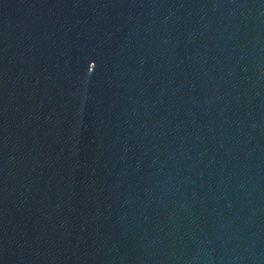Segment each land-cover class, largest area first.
Returning a JSON list of instances; mask_svg holds the SVG:
<instances>
[{"label":"water","instance_id":"obj_1","mask_svg":"<svg viewBox=\"0 0 264 264\" xmlns=\"http://www.w3.org/2000/svg\"><path fill=\"white\" fill-rule=\"evenodd\" d=\"M0 264H264V0H0Z\"/></svg>","mask_w":264,"mask_h":264}]
</instances>
